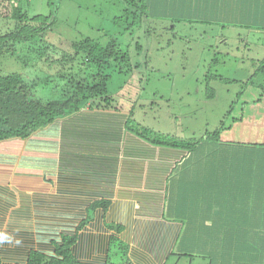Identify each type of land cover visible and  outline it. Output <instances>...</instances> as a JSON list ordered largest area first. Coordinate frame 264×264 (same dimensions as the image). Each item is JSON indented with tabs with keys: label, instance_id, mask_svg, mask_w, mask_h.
<instances>
[{
	"label": "crops",
	"instance_id": "crops-1",
	"mask_svg": "<svg viewBox=\"0 0 264 264\" xmlns=\"http://www.w3.org/2000/svg\"><path fill=\"white\" fill-rule=\"evenodd\" d=\"M187 1L153 7L247 30L238 38L251 36L255 71L264 74V0ZM253 87L249 118L235 117L232 138L188 148L141 138L122 108L89 105L0 142V264H17L31 248L51 253L62 235L76 236L83 264H179L194 244L214 249L217 264H241L226 233L264 231V81ZM7 215L13 221L1 223Z\"/></svg>",
	"mask_w": 264,
	"mask_h": 264
},
{
	"label": "rangeland",
	"instance_id": "rangeland-1",
	"mask_svg": "<svg viewBox=\"0 0 264 264\" xmlns=\"http://www.w3.org/2000/svg\"><path fill=\"white\" fill-rule=\"evenodd\" d=\"M19 2L29 15L51 14L55 20L43 43L74 51L73 43L85 38L102 46L114 41L120 52L104 69L111 75L108 88L112 105L132 114L144 126L168 133L171 138L192 141L216 129L224 138H232L235 117L243 114L248 120L250 102L246 101L253 98V83L256 86L259 80L264 81V74L255 71L258 66L251 59V36L238 38L239 32L247 34V30L176 22L173 9L168 10V16L154 14L150 7L142 6L141 0ZM5 6H0L1 13H7ZM13 25L11 17L0 15V32ZM121 52L127 53L135 65L128 73L118 70ZM33 60L31 56L29 63L25 62L19 54L1 57L0 75L20 72L29 78L44 76L49 68ZM56 83L38 86L36 95L57 96ZM222 124L231 130L221 129ZM19 197V206L27 203L24 194ZM11 217L3 216L1 223H10ZM188 251L193 255L176 256L179 264H209L212 258L218 262L214 249L201 244H194ZM233 257L240 260L239 255Z\"/></svg>",
	"mask_w": 264,
	"mask_h": 264
},
{
	"label": "trees",
	"instance_id": "trees-1",
	"mask_svg": "<svg viewBox=\"0 0 264 264\" xmlns=\"http://www.w3.org/2000/svg\"><path fill=\"white\" fill-rule=\"evenodd\" d=\"M125 1L135 3V0ZM141 3L142 6L150 7L154 14L168 16L169 8L156 9L153 4H184L186 0H141ZM3 4L6 5L7 13L0 12V15L11 17L14 25L0 32V58L19 54L29 63L32 56V59H36L33 60L35 64L49 69L44 76L35 78H29L20 72L0 75V142L26 139L57 119L73 114L86 105L98 108L114 107L108 88L111 75L104 70L111 59L116 60V55L120 52L114 41L102 46L93 39L85 38L73 43L74 51L62 50L55 45L43 43L46 31L55 21L51 19V14L31 16L21 7L19 0H0V6ZM176 10L182 12L178 17L175 16L177 12H172V19L176 22L203 20L197 13L195 18L188 16V10L184 7ZM119 58V72L128 73L134 68L135 65L130 62L127 53L121 52ZM53 81L58 82L54 85L55 89L59 88L57 96L43 98L36 95L38 86L48 85ZM126 126L153 144L188 148L198 143V140L171 138L168 133L144 126L135 120L132 114L129 115ZM224 128L222 124L221 129ZM220 133L221 130L216 129L203 137H219ZM0 234L5 235L4 232ZM229 235L237 242L227 248V251L232 255H239L241 264H264V231L226 233L227 246ZM20 240L25 242H21V246L28 244L25 236ZM75 240L76 236L62 235L61 242L54 243L55 247L51 253L28 247L30 250L26 258L18 259L17 264H83L73 253L72 245ZM107 264L117 263L108 261Z\"/></svg>",
	"mask_w": 264,
	"mask_h": 264
}]
</instances>
